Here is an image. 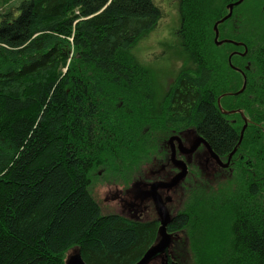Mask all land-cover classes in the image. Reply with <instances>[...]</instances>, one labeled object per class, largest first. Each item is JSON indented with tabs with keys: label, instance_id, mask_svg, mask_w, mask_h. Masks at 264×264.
<instances>
[{
	"label": "trees",
	"instance_id": "16d2710c",
	"mask_svg": "<svg viewBox=\"0 0 264 264\" xmlns=\"http://www.w3.org/2000/svg\"><path fill=\"white\" fill-rule=\"evenodd\" d=\"M176 1L187 62L156 101L134 53L163 18L155 0H0V264H65L73 246L88 264H135L158 220L102 215L89 188L160 168L167 137L189 129L221 159L236 151L227 169L204 148L189 157L167 231L190 264H264V0L218 25L245 44L230 58L242 72L228 56L244 47L214 42L236 0ZM218 98L249 119L240 142L243 117Z\"/></svg>",
	"mask_w": 264,
	"mask_h": 264
},
{
	"label": "rangeland",
	"instance_id": "374dc122",
	"mask_svg": "<svg viewBox=\"0 0 264 264\" xmlns=\"http://www.w3.org/2000/svg\"><path fill=\"white\" fill-rule=\"evenodd\" d=\"M155 1L157 5L163 9V18L146 37L139 41V43L134 48V53L139 64H141L144 68L148 69L151 72L150 75L154 79L155 96H157V101L164 96V93H166L167 88L172 81V78L186 64L187 59L185 57V54L182 52L181 44L178 41L177 36L175 35L176 30L179 29L180 24L177 1ZM251 4H253V1H247L243 5H241L242 9H244V12ZM237 22L238 20L235 17L230 22V25L228 24L226 26V28L235 27V24H237ZM236 52L237 54H239L243 53L244 50L243 52H241L240 50H237ZM194 136L198 137V135H196L192 129L185 131V133L182 135V137L185 138L186 144L189 143L188 138ZM104 172L103 168H100L98 170V175H101ZM129 175V173H126L125 177H123L124 180L118 181L116 177H112L111 175L104 173L101 178L97 177L93 185L90 186L89 191L92 194V197L98 203L100 213L102 215L117 214L134 221L141 222L151 221L155 219L156 212L149 200L144 201L140 206L129 208L124 202L108 197L111 196L116 190L122 188V183L127 187L131 185L133 179H128L130 177ZM151 177L152 175H149V173L146 172V181H149ZM142 180H144V178H142ZM177 205L178 203L175 204L174 207L172 205V210H176ZM170 235L172 253L181 256L182 260L185 262L184 264H190V253L188 254V252L186 251L185 240L183 239L184 236L180 235V233L178 235ZM76 249L77 246H73L68 249L65 252V258H68ZM160 262V258H156L155 260H153L152 264H160ZM177 263L180 264L179 262Z\"/></svg>",
	"mask_w": 264,
	"mask_h": 264
},
{
	"label": "flooded vegetation",
	"instance_id": "af4514ba",
	"mask_svg": "<svg viewBox=\"0 0 264 264\" xmlns=\"http://www.w3.org/2000/svg\"><path fill=\"white\" fill-rule=\"evenodd\" d=\"M183 134H184V132H183ZM183 134L177 133V134H172L169 137H167L166 142L170 146L169 147L170 152H169L168 159L166 160V162H164L160 165V168L148 171L149 175H152V177L150 178L149 181H146V176H144V174L137 175L133 179V182H131V185L129 187H127L125 184L122 183L121 184L122 188L119 189L120 191L116 190L111 196H108V197H111V199H113V198L118 199V200L124 202L129 208H134V207L140 206L144 201L149 200L152 203V206L156 212V218L155 219L158 220L156 207L153 203L152 198L150 196H148L146 194V192L150 190V186L153 183H155V182H168L171 180V178L173 176H175L180 171V168L178 166H176L175 164H173L171 145H174V148H175L174 158L182 160L187 166V173L183 177L182 182L187 178V175H189V173H190L189 157H191V159H193L194 154L198 151H203V148L206 151L204 153V157H203L205 165H208L211 162H215V164L218 165L216 163V161L211 157L210 150L208 148L207 143L198 139V137H200V136H198V137L194 136V137L188 138L189 143L186 144L185 138L182 137ZM172 137H174V139L171 141L170 139ZM178 139H179V141H178ZM194 144H197L196 148L193 151L186 153L185 151H188ZM181 146H182L183 151L180 150ZM218 158L222 163H225L228 160V157H227V159H224V158L221 159L218 156ZM229 164H230V162L228 163V166H219V165L218 166L222 169H227L229 167ZM167 165L172 167L171 170L169 171L168 178H166L164 174H161V172H164L166 170ZM140 176H142V178H144V180H142V178ZM182 182L179 181L177 183V185L170 188L169 190H163L162 188L157 189L158 193L161 197V200L164 202V204H165V206H166V208H167V210L171 216V220L173 217H175L177 215V213L179 211V205H177L176 210H172V205L174 207V205L177 204L174 201L173 196H174L175 190H177L178 188L181 187L180 184ZM108 185H111V184H108ZM173 189H175V190H173ZM170 234L174 235L175 233L171 232ZM169 245L171 246V240L169 242ZM169 245H168L167 251L165 253H162L161 255H159L161 262L165 261V255L168 256L170 254ZM167 258H166L167 264H172L173 262H176V261H173L170 259L168 260Z\"/></svg>",
	"mask_w": 264,
	"mask_h": 264
},
{
	"label": "water",
	"instance_id": "95a60500",
	"mask_svg": "<svg viewBox=\"0 0 264 264\" xmlns=\"http://www.w3.org/2000/svg\"><path fill=\"white\" fill-rule=\"evenodd\" d=\"M243 0H236L232 3H229L227 5V8H228V13L226 15H224L221 19L217 20V22L214 24V42L216 45H220L222 43H230V44H234V45H240V46H243L244 47V52L243 53H239L241 55H244L246 53V46L244 43L242 42H236L235 40L233 39H230V38H223V39H218V36H219V31H218V25L222 22H224L225 20H227L229 17H231L232 15V10H233V7L240 4ZM237 53L236 51H233L229 54L228 56V62L229 64L232 66V68H234L235 70L237 71H240L242 72L241 69L239 68H236L234 67L232 64H231V61H230V58L233 54ZM244 76V75H243ZM245 86H246V80H245V76H244V82L242 84V87L238 90V93L239 92H242L244 89H245ZM218 106L221 108L220 104H219V98H218ZM221 110L224 112V113H239L242 115L243 117V120H244V124L240 130V134H239V142L242 140V137H243V133H244V130L249 122V119L247 117H245L241 111V109H237V110H231V111H224L222 108ZM177 138V137H176ZM174 139V137H172L170 140L172 141ZM199 140H202L204 142L205 139L203 137H198ZM179 141V139H178ZM238 142V143H239ZM197 144H194L188 151H185L186 153L187 152H191L193 151L195 148H196ZM172 147V160H173V164H175L176 166H178L180 168V171L171 178L170 181L168 182H155L153 183L151 186H150V190L146 192V194L148 196H150L155 204V207H156V210H157V214H158V222H159V227H158V231H159V240L157 241V243H155L152 247H150L145 253L144 255L141 257L140 260H138L135 264H149V262L156 258V257H159V255H161L162 253H165L167 251V248H168V245H169V242H170V239H171V235L170 233L167 231V227L171 221V216L164 204V202L161 200V198L159 197L158 193H157V189L158 188H165L166 190H169L170 188L174 187L175 185H177V183L186 175L187 173V166L186 164L182 161V160H179V159H176L174 158V154H175V148H174V145H171ZM209 148V147H208ZM180 150L183 151L182 149V146L180 147ZM210 150V155L211 157L217 161L221 166H228V163H229V159L232 157V155L235 153L236 151V148H234L228 155V160L227 162L225 163H222L218 156L213 153L211 151V149L209 148ZM169 199V198H168ZM168 256L165 255V261H162L161 264H167V258ZM168 259V258H167ZM65 264H88L86 263L80 253L78 252V248L68 257L65 259ZM172 264H178L177 262H173Z\"/></svg>",
	"mask_w": 264,
	"mask_h": 264
},
{
	"label": "bare ground",
	"instance_id": "6f19581e",
	"mask_svg": "<svg viewBox=\"0 0 264 264\" xmlns=\"http://www.w3.org/2000/svg\"><path fill=\"white\" fill-rule=\"evenodd\" d=\"M242 2H244V0L242 1ZM241 2V3H242ZM240 3V4H241ZM240 4H238V5H240ZM238 5H236V6H238ZM235 7V6H234ZM233 7V8H234ZM232 15H233V10H232ZM232 15H231V17H232ZM231 17H229L227 20H229ZM223 23V22H222ZM221 24V23H220ZM218 31H219V29H218ZM218 39H219V36H218ZM231 159V158H230ZM216 163L219 165V166H221L217 161H216ZM183 179V178H182ZM182 179L180 180V182H182ZM163 190H166L165 188H162ZM157 193H158V190H157ZM158 195H159V193H158ZM159 197H160V195H159ZM161 198V197H160ZM155 205V204H154ZM169 248H170V245H169ZM156 258H158V257H156Z\"/></svg>",
	"mask_w": 264,
	"mask_h": 264
}]
</instances>
